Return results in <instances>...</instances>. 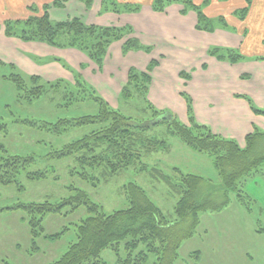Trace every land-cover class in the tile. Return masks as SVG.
Segmentation results:
<instances>
[{
    "label": "trees",
    "instance_id": "16d2710c",
    "mask_svg": "<svg viewBox=\"0 0 264 264\" xmlns=\"http://www.w3.org/2000/svg\"><path fill=\"white\" fill-rule=\"evenodd\" d=\"M83 1L87 9L93 4V0ZM245 1L247 5L234 12V16L241 21L247 17L253 2V0ZM65 2L67 0L46 3L42 14L30 16L25 20H5L0 28L4 27L7 36L17 37L23 41L44 42L57 48H77L84 52L99 70H102L108 49L114 41L125 39L122 48L124 55L129 51L145 50L148 53L152 51V47L142 44L138 38L131 36L134 29L130 25H98L88 23L80 16L64 20L53 19L50 14L51 8H60ZM174 3L183 5L181 11L183 15L190 10L196 12L198 30L214 32L217 28H222L238 32L237 27L230 24L225 15L211 17L206 14L205 7L210 4V0H204L201 4L196 3L195 0H152L151 5L154 10L164 12L166 7ZM31 9L37 12V7ZM141 9L140 2L103 0L101 13H133ZM208 54L232 64L249 58L239 48L219 45L211 46ZM253 58L264 59V56ZM49 60L61 62L59 58ZM0 65L12 69L10 75L2 78L14 84L18 98L23 97L26 102L32 104L35 100L45 97L54 105L57 113L59 111L65 113V116L51 121L30 114L27 118L20 119L21 122L58 138L73 130L88 129L89 132H85V136L62 145L51 153L54 159L73 157L81 168L79 172L76 170L81 178H87L94 171L95 176L99 172L102 178L107 179L141 163L146 153L166 148L167 151L170 150L168 142L161 141L155 136H148L152 127L141 123L134 116L125 114L121 108H113L97 91L91 89L93 87L80 74L75 75L73 83L64 79L48 82L39 75L22 72L14 64L0 61ZM157 65L159 61L152 59L146 70L130 68L128 81L121 90L122 99L127 101L135 93L142 103L148 102L152 107L148 93L152 72ZM181 75L190 78L186 72H181ZM131 86L135 91L133 93L129 89ZM184 95L188 105L189 125L181 122L174 113L154 108L153 115L163 117L156 124H166L169 134L178 135L192 149L205 152L212 157L222 179L221 186L208 182L197 174L184 173L179 168H174V171L180 174L175 181L172 180L171 175L162 174L168 185L180 194L175 208L177 219L173 222L166 221L159 207L135 182L125 186L130 201L128 207L110 214H105L84 190L55 203L52 201L20 203L18 208L26 210L36 236L39 234L38 227L49 213H60L66 207L73 209L80 205L86 206L91 213L78 226V240L72 243L64 255L50 264H101L99 260L101 251L122 242H124L126 258L121 261L119 259L117 264H151L149 256L143 254L142 248V245L149 241L160 242L163 246L162 253L160 250H153L156 255L161 253L154 264H174L179 258L182 243L194 236L202 211L223 209L230 201L231 191L238 192V197L244 198L239 182L259 170L264 164V130L254 126L253 131L246 136L245 146H241L235 139L216 134L209 126L199 123L195 118L190 96ZM237 95L245 98L255 113L264 116V108L257 106L249 96ZM81 103L88 104L90 112L82 116H68L67 113ZM140 109L144 113L148 112L146 107ZM35 162L36 158L32 155L17 154L5 158L0 164V182H17V175L21 170L28 169ZM154 170L157 173L161 172L159 169ZM40 171H29L27 177L40 179L44 176ZM219 193L221 200L214 197ZM152 245L154 246V243L150 244Z\"/></svg>",
    "mask_w": 264,
    "mask_h": 264
},
{
    "label": "rangeland",
    "instance_id": "374dc122",
    "mask_svg": "<svg viewBox=\"0 0 264 264\" xmlns=\"http://www.w3.org/2000/svg\"><path fill=\"white\" fill-rule=\"evenodd\" d=\"M216 5H218L216 11L220 8H232L230 4L228 7H222L219 3ZM213 7L216 8L212 5L208 11L211 9L213 11ZM56 13L59 16H68L67 18L73 17V13ZM230 24L235 25L234 22ZM249 30L252 35L249 34L246 47L253 51L264 50V43L256 40L257 34L253 36L252 28ZM185 67L192 72L198 65L188 64ZM11 71L9 66L0 65V164L5 158L17 154L32 155L36 162L28 169L21 170L17 175V182H0V264H50L56 261L78 240V226L91 215L84 205L77 206L73 208L74 210L66 207L60 213H49L38 227L39 234L36 236L26 210L18 208L20 203L44 201L55 203L84 190L105 214H110L128 207L130 201L125 186L135 182L159 207L166 221L173 222L177 219L175 208L180 194L168 185L162 174L171 175L175 181L180 174L175 172L174 168H179L184 173L197 174L204 180L221 186L222 179L212 157L205 152L192 149L178 135L169 134L166 124H156L163 117H155L152 109L160 111L166 109L156 107L149 99V93L148 100L152 107L148 102H141L133 93L135 91L132 86L129 88L133 93L131 99L123 100L120 91L115 98L117 102L115 104L118 105L115 107L116 105H111L87 80L85 81L93 87L91 89L97 91L113 108H121L125 114L134 116L141 123L152 127L148 136H155L161 141L168 142L170 150L167 151L166 148L146 153L141 163L107 179L102 178L99 172L95 176L94 171L87 178H81L76 172L81 168L73 157L54 159L51 153L54 149L85 136L89 132L88 129L73 130L58 138L21 122L20 119L27 118L30 114L51 121L65 116V113L61 111L57 113L54 105L45 97L35 100L32 104L26 102L23 97L18 98L14 84L2 78L10 75ZM57 98L60 99V96L57 95ZM87 106L85 103L75 105L67 114L82 116L90 112ZM144 107L148 108L147 113L140 109ZM154 169L161 172L157 173ZM38 170L44 173L40 179L27 177L29 171ZM239 185L243 189V199L238 197V192L231 191L230 201L223 209L200 213L199 225L194 236L182 243L179 258L174 264H264V164L259 170L242 178ZM220 195L221 193L214 197L221 200ZM153 243L154 246H150ZM153 243L149 241L142 245L143 254L149 256L151 264L156 263L163 252L160 242ZM153 250H160L161 253L156 255ZM125 258L124 242L106 247L99 256L101 264H117L119 259L121 261Z\"/></svg>",
    "mask_w": 264,
    "mask_h": 264
},
{
    "label": "crops",
    "instance_id": "0c3cea01",
    "mask_svg": "<svg viewBox=\"0 0 264 264\" xmlns=\"http://www.w3.org/2000/svg\"><path fill=\"white\" fill-rule=\"evenodd\" d=\"M53 1L0 0V25L5 20H25L40 15L43 6ZM131 1L140 2L142 9L133 13H101L103 0H93L89 9L83 0H67L64 6L51 8L50 14L53 19L59 20L68 16H59L56 12H68L73 13V17H83L88 23L130 25L134 29L131 36L152 47L149 53L138 50L124 55L122 48L125 39L114 41L108 49L102 70H99L77 48H57L44 42L23 41L7 36L4 28H0V61L14 64L26 74H36L50 81L64 78L73 82L79 72L111 105L117 107L115 98L128 81L130 68L146 70L151 60L157 59L159 65L152 72L149 99L159 109H166L181 122L189 124L184 95L187 94L199 123L209 126L216 134L235 139L241 146H245L246 136L254 126L264 130V116L255 113L250 103L237 95H247L257 106L264 108V59L253 58L264 56V50L253 51L246 47L248 36L252 35L249 28L254 32L253 36L257 34L256 40L264 43V0H253L243 21L234 16V12L247 5L245 0H210L205 7L206 14L211 17L225 15L229 23H235L238 32L222 28L214 32L198 30L196 12L190 10L183 15L181 11L184 7L179 3L159 12L153 9L152 0ZM203 1L195 0L198 4ZM216 3L222 7L230 4L232 8L216 11ZM212 5L216 8L208 11ZM31 7H37V12H33ZM215 45L239 48L249 58L236 64L220 61L208 54V49ZM50 58H59L61 62ZM188 64L198 65V68L190 72L185 67ZM181 72L188 73L190 78L183 77Z\"/></svg>",
    "mask_w": 264,
    "mask_h": 264
}]
</instances>
